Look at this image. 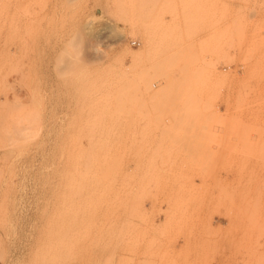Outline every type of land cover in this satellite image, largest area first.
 <instances>
[{
    "label": "rangeland",
    "instance_id": "374dc122",
    "mask_svg": "<svg viewBox=\"0 0 264 264\" xmlns=\"http://www.w3.org/2000/svg\"><path fill=\"white\" fill-rule=\"evenodd\" d=\"M259 86L264 0H0V264H264Z\"/></svg>",
    "mask_w": 264,
    "mask_h": 264
},
{
    "label": "crops",
    "instance_id": "0c3cea01",
    "mask_svg": "<svg viewBox=\"0 0 264 264\" xmlns=\"http://www.w3.org/2000/svg\"><path fill=\"white\" fill-rule=\"evenodd\" d=\"M264 86H259L258 90L263 91L262 88ZM231 92L233 93V96L235 97L234 105L230 106L231 112H233V109H237V112L239 111L238 107L240 105V108H243V101H242V92L243 87L240 84H235L234 89H231ZM251 99H254V96H251ZM251 105L249 107H246L245 114L246 115H236L235 117L231 116L229 118H226L229 122L230 129H235V131H230L227 133H221L219 134L220 140H222V143L220 145V148L216 149L213 148V150H217L216 154L218 155H231L236 152L238 149V144H242L243 140V133H242V124L243 119L246 118H253V116L258 117L261 120H264V99H258V101H247ZM254 103V104H253ZM253 104V105H252ZM227 108L226 104H222L220 106V111L223 112ZM242 110L240 111V113ZM248 115H252V117H249ZM239 129V131H237ZM264 139V137H263ZM224 142V143H223ZM195 170H201V169H195ZM205 170L209 171H218L220 173H223V169L211 166L206 167ZM223 175V174H222ZM204 186L205 184L202 183V181L199 178L194 179V186ZM229 221L226 217L221 216L219 214H213L211 217H209L204 211H194L191 213L189 211L188 213V228L190 229L192 226L193 229V237L188 241L187 243V250L192 253V258L190 256L188 262L189 264H223L222 259L220 256H212L214 253H211L213 250L211 249V246L206 245V238H207V231H214L216 233L217 238H223V236L226 235V232L228 230ZM220 240V239H218ZM214 241V240H213ZM219 243V241L217 242ZM214 243V244H217ZM216 246V245H215ZM183 247L182 243H178L176 248L177 250H180Z\"/></svg>",
    "mask_w": 264,
    "mask_h": 264
},
{
    "label": "built area",
    "instance_id": "2783aa9c",
    "mask_svg": "<svg viewBox=\"0 0 264 264\" xmlns=\"http://www.w3.org/2000/svg\"><path fill=\"white\" fill-rule=\"evenodd\" d=\"M131 44H132L133 46H139V42H138V41H132Z\"/></svg>",
    "mask_w": 264,
    "mask_h": 264
}]
</instances>
